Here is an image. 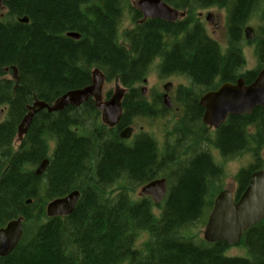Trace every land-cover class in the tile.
I'll return each mask as SVG.
<instances>
[{
    "label": "trees",
    "instance_id": "trees-1",
    "mask_svg": "<svg viewBox=\"0 0 264 264\" xmlns=\"http://www.w3.org/2000/svg\"><path fill=\"white\" fill-rule=\"evenodd\" d=\"M163 1L186 11L187 17L173 24L156 19L137 24L123 34L127 47L117 41L122 5L130 10L125 0L3 2L0 228L18 217L23 223L20 242L0 258V264H264V217L236 245L245 250L243 258L228 257L230 247L223 242L206 244L188 234L199 222L206 223L222 191L223 172L202 144L224 159L245 153L252 157L253 164L236 176V197L250 175L262 169L264 108L249 116L229 117L209 136L201 124L199 95L194 93V88L203 94L238 79L250 84L264 67V8L252 42L256 69L243 72L242 55L244 26L262 0ZM214 5L227 10L224 50L193 19L195 12ZM25 16L28 24L16 21ZM67 32L79 34L80 40L65 37ZM165 37L176 42L167 45L162 41ZM158 57H162L160 77H185L191 88H177L182 110L173 126V145L167 143L163 152L155 154L159 150L149 135L139 133L123 142L117 132L138 114L147 113L138 102L136 86ZM94 72L105 82L129 89L117 130L100 129L92 117L98 110L89 100L55 113L37 112L14 149L19 125L35 101L51 105L68 92L86 88ZM44 159L49 164L38 177L35 169ZM166 173L168 194L162 205L149 198L131 200L136 187ZM73 191L80 193L73 212L47 218L45 206ZM141 233L148 235V241L138 250L135 244Z\"/></svg>",
    "mask_w": 264,
    "mask_h": 264
},
{
    "label": "water",
    "instance_id": "water-1",
    "mask_svg": "<svg viewBox=\"0 0 264 264\" xmlns=\"http://www.w3.org/2000/svg\"><path fill=\"white\" fill-rule=\"evenodd\" d=\"M3 1L0 0V9ZM137 8L143 15V20L160 19L174 22L177 18L185 16L184 13L172 11L160 0H139ZM21 22H27V20L24 19ZM244 36L247 41H252L254 39L253 30L245 28ZM71 37L78 38L73 35ZM103 80L104 78L96 76L92 85L68 92L52 105L35 101L28 108V115L21 121V125L24 127L23 132L30 126L32 118L39 111L46 110L48 113H55L68 106L78 107L86 103L89 98L99 94V86ZM170 88L171 84L169 83L163 87L166 93L170 91ZM163 102L168 109L171 108L167 95H164ZM199 106L203 110V125L214 130L225 124L231 116H249L254 109L264 108V68L249 85H245L243 80L239 79L234 84L224 83L217 90L205 93L199 100ZM98 110L107 114L108 123L112 125L117 123L121 113L120 107H112V110H107L105 106L101 105ZM131 133L132 129L126 128L119 134V138L129 139ZM47 166L48 161H42L35 169V175L41 176ZM166 191L167 183L165 179H160L145 185L140 193L150 197L153 203L158 204L164 198ZM78 199L79 193L75 191L63 198L49 202L45 209L46 216L48 218L69 216ZM263 216L264 170H260L251 174L247 187L236 201L233 200L229 190H224L217 195L204 227L202 239L207 244L223 242L227 246H234L249 228L262 220ZM22 221L23 218L20 217L0 229V257L8 256L18 245L22 237Z\"/></svg>",
    "mask_w": 264,
    "mask_h": 264
},
{
    "label": "rangeland",
    "instance_id": "rangeland-1",
    "mask_svg": "<svg viewBox=\"0 0 264 264\" xmlns=\"http://www.w3.org/2000/svg\"><path fill=\"white\" fill-rule=\"evenodd\" d=\"M127 4L132 6V4L135 3V0H125ZM261 4V5H260ZM256 12L254 13L253 16L249 19L247 22L246 26L252 27L255 32H256V27L260 25V16L263 12L264 8V0H262V3H260ZM128 5V7H129ZM123 8V13H122V18L120 20V24L118 27V43L119 45L123 47H127L126 40L123 36V34L129 30L131 27L133 28V21H132V16L130 15V10L127 8ZM201 12V10L195 12V15ZM203 14V18L201 20V23L205 27V31L207 35L216 41L224 50L227 45V32H226V17H227V12L225 9H218V10H211L210 12H201ZM212 13L215 15L217 18L220 19V24H219V29H214L210 24H207L204 21V17L208 14ZM134 15V13H133ZM213 31L215 32V35H213ZM242 55L244 58V67H243V72L246 71H253L257 67V59L255 55V46L252 44V42H244L242 45ZM159 60L152 64V66L149 68L148 75L146 77V84H139L138 85V90H144L143 94H141V102L147 107L148 106L146 103H149L152 98H154L157 95L164 94L163 91V86L166 83H171L173 87V106H172V111H170L167 114H164L161 116L159 112L161 111L159 108V105H155L154 107H151L155 111H159L154 118H149L146 116H139L136 118L134 121H132V127L135 128V134H138L139 132H143L145 134H148L155 140L157 143L159 149L161 152H163L164 147L166 146L167 143L170 144V146L173 145V125L177 121L178 117L180 116V105L179 103L175 102V96H174V91L177 87L183 86L186 88H191L190 83L185 77L181 76H172V77H160L158 73V64ZM99 73L94 72L93 74V79L94 77L98 76ZM11 76L6 75V78H10ZM100 77V76H98ZM126 93V89L122 87L118 82L111 81V82H105L103 81L102 84L99 86V94L96 95L97 97V105H103L106 106L108 105L109 101L111 99H114L117 104L121 103V98L120 96L124 95ZM194 93L198 94L199 97L202 95V93H199V90L197 88H194ZM104 94L106 96H109V99L106 97L105 102L104 101ZM100 95L102 96V101L99 100ZM96 105V106H97ZM176 110V111H175ZM3 113L0 112V121L3 120ZM28 115V114H26ZM93 118H96L98 121V125L100 126V129L102 130H108V126L105 125L100 117V115L95 114L92 116ZM95 120V121H96ZM21 128L18 130V135L14 141V149H17V146L20 143V140L23 136V126L19 125ZM206 128L207 132L206 134L209 136L213 135V129L212 128ZM171 134L170 140L167 137V134ZM185 142V141H184ZM183 142V143H184ZM52 147V145H50ZM202 148L206 149L208 148L210 151V155L212 156V159L214 160V163L220 167V169L223 172V180L220 184L222 190H229L235 196L236 191H237V181H236V176L238 172L242 169H246L248 166L253 164L252 157L250 154L245 153L241 156H237L235 158H230V159H224L222 158L219 153L212 149V147L202 144ZM260 158H261V167L264 169V147L262 148L260 152ZM168 176V173L164 175V178ZM114 189V188H113ZM140 189L141 187H136L133 191L130 192V198L133 202H138L141 199L140 196ZM111 192V190H110ZM114 194L116 191H112ZM154 215L157 217L159 216L160 211L158 209L153 210ZM207 221V220H206ZM206 224V223H205ZM205 224L202 222H199V224L195 225L193 228H191V233L190 234L192 237L196 238L197 241L202 240V235L204 231ZM148 241V235L146 233H141L137 239V242L135 244V248L138 250L143 249V245ZM228 257H246V252L244 249H242L239 246H233L230 247L228 252H227ZM242 257V258H243Z\"/></svg>",
    "mask_w": 264,
    "mask_h": 264
},
{
    "label": "flooded vegetation",
    "instance_id": "flooded-vegetation-1",
    "mask_svg": "<svg viewBox=\"0 0 264 264\" xmlns=\"http://www.w3.org/2000/svg\"><path fill=\"white\" fill-rule=\"evenodd\" d=\"M135 1H137V0H135ZM131 8H132V6H130ZM218 10V9H225V8H219L217 5H214V6H211V7H209V8H206V9H203V10H201V12L203 11V12H210L211 10ZM133 12H134V15H133ZM180 12H181V10H180ZM186 12V11H185ZM201 12H198L197 14H196V16L193 18L194 20H196L197 22H198V24H200L203 28H204V30H205V27H204V25L201 23V20H202V18H203V14L201 13ZM130 15L132 16V21L134 22L133 23V28L135 27V25H137L138 23V25H140L141 23H143V21H142V15H141V13L139 12V11H137L136 9H134V8H132V9H130ZM137 15H139L138 17H139V19H135V17L137 16ZM134 19H135V21H134ZM148 21V20H147ZM160 21H163V22H167V21H164V20H160ZM204 21L207 23V24H210L214 29H219L220 27H219V24H220V19L219 18H217L215 15H213L212 13H208L205 17H204ZM146 22V21H145ZM178 22H180V20H178ZM176 23V22H175ZM172 24H173V22H172ZM133 28H130L129 30H127V31H130V30H132ZM126 31V32H127ZM118 32H119V30H118ZM206 32V31H205ZM207 34V33H206ZM213 35H215V32L213 31ZM209 37V36H208ZM80 38H81V36H80ZM117 38H118V33H117ZM210 38V37H209ZM70 39V38H69ZM211 39V38H210ZM73 40V39H72ZM80 40V39H79ZM211 40H213V39H211ZM76 41V40H75ZM117 41H118V39H117ZM162 41L165 43V44H167V45H172L174 42H176V40L175 39H173V38H167V37H165L164 39H162ZM214 41V40H213ZM216 42V41H215ZM217 43V42H216ZM119 44V43H118ZM162 61V57H158L157 59H156V62L157 61ZM159 63V62H158ZM126 92H127V90H126ZM143 92H144V90H139V95H140V98H141V94H143ZM126 94V93H125ZM125 94L124 95H122V96H120V98H121V100H123V97L125 96ZM163 94H161V95H157V96H155L154 98H152L151 99V101L149 102V103H146L148 106H151V107H154L155 105H159V108H160V110H161V112L163 111V112H165V110H163V109H165L164 108V105H163ZM174 96H175V100H177V96H176V89H175V91H174ZM106 97L109 99V96L107 95L106 96V94H104V101L103 102H105V100H106ZM168 97H169V99H170V102H171V106H173V87H172V89H171V91H170V93L168 94ZM91 102H92V104L93 105H97L98 103H97V97L96 96H94V98H90L89 99ZM88 100V101H89ZM99 100L100 101H102V96L100 95V97H99ZM138 102L141 104H143V102H141V100L139 99L138 100ZM121 107H122V109H123V106H122V101H121ZM178 105H180V104H178ZM143 107H144V109H147L146 111H147V113L146 114H142V115H140V114H138V116L137 117H139V116H146V118L147 117H149V118H154V116H156L157 114H158V112L159 111H155L154 109H152V108H149V107H147V106H145L144 104L142 105ZM123 111H124V109H123ZM98 114L100 115V117H101V119H102V121H103V123L105 124V125H107L108 126V129H110V130H117L118 129V122H119V120H118V122H117V124L115 125V126H110L109 124H108V117H107V114L105 113V112H100L99 110H98ZM135 120V119H134ZM134 120H132V121H134ZM131 120H130V122H129V125H127V126H125V127H128V126H130V127H132V122ZM134 128V127H133ZM135 129V128H134ZM122 130V129H121ZM135 132V131H134ZM140 133H143V132H140ZM145 134V133H144ZM151 137V136H150ZM167 137H169L168 139L170 140V138H171V134L170 133H168V136ZM153 139V138H152ZM154 140V139H153ZM155 141V140H154ZM170 141H173V140H170ZM157 144V143H156ZM157 148H158V150H159V152L157 151V153H156V151H155V154H158V153H160V149H159V147H158V145H157ZM5 258V257H4Z\"/></svg>",
    "mask_w": 264,
    "mask_h": 264
},
{
    "label": "bare ground",
    "instance_id": "bare-ground-1",
    "mask_svg": "<svg viewBox=\"0 0 264 264\" xmlns=\"http://www.w3.org/2000/svg\"><path fill=\"white\" fill-rule=\"evenodd\" d=\"M5 1V0H4ZM3 1V2H4ZM161 2H162V4H164L165 6H167L169 9H171L172 11H173V7H171V6H169L168 4H166L163 0H160ZM3 2H2V7H1V9H0V12H1V15H0V17H3V14L5 13V9H4V6H3ZM24 19H26L27 20V22H21L22 20H24ZM133 20V19H132ZM16 21L18 22V23H20V24H28L29 23V20H28V18L25 16V17H20V18H17L16 19ZM134 21H135V19H134ZM164 21H166V20H164ZM249 21V20H248ZM166 23H170V24H172V22H166ZM139 24V23H138ZM246 26V25H245ZM244 26V27H245ZM132 28V27H131ZM71 35H73V36H77L78 38L77 39H75V38H73V37H71ZM65 37H67V38H70V39H73V40H79L80 39V35L79 34H77V33H75V32H67L66 34H65ZM149 62V61H148ZM150 63V62H149ZM7 70V69H6ZM13 72H14V69H13ZM98 76H100V78H103V76L101 75V74H98ZM94 79H95V77H94ZM94 79H93V81H92V84H93V82H94ZM103 81H105V80H103ZM91 84V85H92ZM142 84H146V79L145 80H143V82H142ZM123 87V86H122ZM138 87V86H137ZM125 88V87H124ZM126 90H127V92H126V94H128L129 92V89H127V88H125ZM72 92V91H71ZM125 94V95H126ZM124 98V97H123ZM121 101H123V100H121ZM84 104V103H83ZM82 104V105H83ZM121 104V103H120ZM120 104H117L116 102H115V100L114 99H111L110 101H109V103H108V105H106L105 107H106V109L107 110H112V107H120L121 108V113H120V115H119V118H118V120L120 121V118L122 117V115H123V109H122V107H121V105ZM49 105V104H48ZM52 105V104H51ZM82 105H80V106H82ZM80 106H78V107H80ZM101 105H97L96 106V108H97V110H98V108L100 107ZM103 106V105H102ZM114 109V108H113ZM119 123V122H118ZM126 128H131L132 129V133H131V136H130V138L129 139H121V138H119V134L123 131V130H125ZM135 129L133 128V127H130V126H128V127H124L122 130H120V131H118L117 132V137L121 140V141H125V142H129V141H132L133 139H134V137L135 136H137L138 134H135ZM148 135V134H147ZM167 136H168V134H167ZM131 145H132V142H131ZM93 148H94V146H92V150L91 151H93ZM91 149V148H90ZM213 149V148H212ZM91 151H88V152H91ZM161 151V150H160ZM93 155H94V153H93ZM100 154H98V156H99ZM97 156V155H96ZM101 156V155H100ZM94 157V156H93ZM93 159V158H92ZM44 160H47L48 161V164H49V160L48 159H44ZM44 160H42V161H44ZM41 161V162H42ZM95 161V160H94ZM97 161V160H96ZM99 162H100V160H99ZM43 175V174H42ZM41 175V176H42ZM39 177V176H38ZM160 179H165V181H166V183H167V191H166V194H165V196H164V198L162 199V201L160 202V203H158V204H155V205H162V203H163V201L165 200V198H166V195L168 194V181H167V178H164V177H158V178H155L154 180H152V181H150V182H153V181H155V180H160ZM150 182H148V183H146V184H144L143 186H141V189L145 186V185H147V184H149ZM141 189H140V191H141ZM73 192H75V191H73ZM78 192V191H77ZM72 193V192H71ZM79 193V192H78ZM68 195V194H67ZM67 195H65V196H67ZM64 196V197H65ZM140 196H141V198H145L143 195H141V193H140ZM61 198H63V197H61ZM79 198H80V193H79ZM79 200V199H78ZM29 202V203H28ZM31 203V200H28L27 202H26V204H30ZM48 205V204H47ZM46 205V206H47ZM46 206H45V209H46ZM45 215H46V211H45ZM48 218V217H47ZM10 222V221H9ZM8 222V223H9ZM7 223V224H8ZM6 224V225H7ZM5 225V226H6ZM4 226V227H5ZM4 227H2V228H4ZM2 228H0V229H2ZM11 254V253H10ZM6 257V256H5ZM0 258H4V257H0Z\"/></svg>",
    "mask_w": 264,
    "mask_h": 264
}]
</instances>
